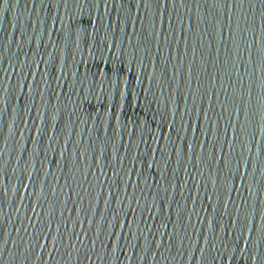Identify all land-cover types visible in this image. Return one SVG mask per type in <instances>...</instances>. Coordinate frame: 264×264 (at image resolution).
Listing matches in <instances>:
<instances>
[{"label":"water","instance_id":"water-1","mask_svg":"<svg viewBox=\"0 0 264 264\" xmlns=\"http://www.w3.org/2000/svg\"><path fill=\"white\" fill-rule=\"evenodd\" d=\"M0 264H264V0H0Z\"/></svg>","mask_w":264,"mask_h":264}]
</instances>
